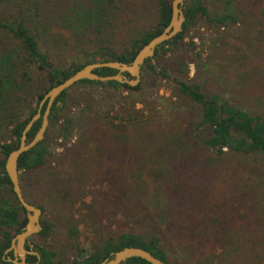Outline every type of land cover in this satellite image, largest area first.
<instances>
[{"label":"trees","instance_id":"1","mask_svg":"<svg viewBox=\"0 0 264 264\" xmlns=\"http://www.w3.org/2000/svg\"><path fill=\"white\" fill-rule=\"evenodd\" d=\"M172 1L155 0L153 21L143 27L132 26L127 36L119 38L116 25L120 13H137L141 16L147 13L145 1L0 0V264H14L5 259L8 257L5 251L28 221L26 210L18 201L6 173L5 162L9 153L19 147L23 129L37 112L41 98L53 86L88 63L110 60L132 62L139 50L171 22ZM262 3L258 0H245V7L239 10L234 6V0H226L221 10L214 11L206 0H187L186 20L181 32L161 44L155 56L161 58L168 52L167 49L178 45L201 19L219 30L231 25H242L243 30L247 28L246 32L252 37L245 50H256L254 40L258 41L259 50H264ZM53 29H56L55 34L60 39L65 40V45L74 48L70 50L72 53L65 57L56 56L55 60L49 53L51 49L46 37L47 31L54 33ZM165 46L168 48L164 49ZM246 52L249 57V51ZM153 59L146 60L142 71L165 76V71ZM183 66L187 65L182 63L179 68L182 73L186 71ZM33 67L43 72L46 82L41 88L34 87L31 74ZM253 67L252 64V80L240 90L242 100L234 96L237 92L235 88L224 95L207 93L199 82L173 78L175 93L184 98L194 111H179L182 120L179 126L188 132L183 134L179 126L172 127L168 137L174 151L163 155L167 159L176 156V160L183 166H171L172 172L165 174L170 166L160 168L146 164L147 160L142 163L139 160L141 156L142 159L147 157L138 155L140 142L136 143L135 139L128 136L131 140L126 144L127 179L119 173L117 167L103 176L110 177L107 198L112 199L113 192H117L120 195L116 194V198H122L128 203L131 221L128 227L112 230L105 226L99 215H95L86 223L91 233L84 235L80 228L81 217H73L75 215L70 211L65 220L66 231L61 233L57 230L58 222L66 218V215L55 214L42 217L43 229L39 235L48 238L57 231L58 237L63 236L67 242L65 247H70L74 253L69 264H97L126 246L143 247L168 264L264 263V214L256 215V228L246 229L248 220L252 221L247 210L241 212L237 219L239 207L235 211L224 210L217 205V200H214L215 205L209 203L207 196L211 193L208 189L204 191L208 178L204 176L208 172H217L221 161H231L223 156L240 157L237 163L247 171L256 170V166L251 164L252 159L264 160V76ZM95 71L102 75L118 72L111 67L97 68ZM232 78L235 79L236 74ZM120 86L136 90L141 84L131 86L118 81L83 79L63 92L52 107L50 124L59 123L63 119L66 131L72 130L75 125L79 133L76 149L85 153L95 169L104 164L102 156L110 151L109 146L114 145L116 137L112 128L144 122L145 114L139 116L141 110L127 102L121 105L122 115L119 112L112 115L111 110L92 107L95 101L93 89ZM73 92H76V104L79 106L76 112L68 104ZM252 93L256 95L252 97ZM115 119L119 121L116 123ZM41 123L42 118L34 123L28 132V140L35 136ZM198 146L206 148L208 155L205 158L202 157L205 153L198 150ZM93 152L97 156L94 157ZM50 153L49 144L44 138L37 146L23 153L18 164L19 170L24 173H37L42 201L48 196L60 195L62 190L59 185L63 172L62 162L54 165ZM197 157L206 159L207 163L204 166L197 164L194 161ZM163 162L158 161V164ZM45 167L49 175L46 181L48 192L42 175ZM194 174L200 182H205L198 186L201 192L197 194L194 193L193 184H189L192 179L196 182ZM89 185L91 187L94 184ZM82 199L83 196L76 201ZM38 206L43 212L47 211L45 205ZM34 249L41 253L40 264H57L62 251L38 244L34 245ZM10 255L13 257L12 252ZM28 260L35 261L37 257L28 255ZM122 264L151 263L133 257Z\"/></svg>","mask_w":264,"mask_h":264},{"label":"rangeland","instance_id":"2","mask_svg":"<svg viewBox=\"0 0 264 264\" xmlns=\"http://www.w3.org/2000/svg\"><path fill=\"white\" fill-rule=\"evenodd\" d=\"M141 1H145L144 4L148 6L147 13L141 16L137 13L136 15H125L126 13L121 15L120 13L116 25L119 28L117 37L127 36L132 26L138 27L141 25L143 27L153 21L155 14L153 3L155 0ZM225 1L206 0V3L211 9L216 11L224 7ZM258 1H262V7H264V0ZM234 6L239 8V10L244 8L245 0H234ZM261 8L259 11L262 10ZM246 29L243 30L242 25L237 24L228 28L223 27L219 30L206 20L201 19L184 35L178 45L172 46L170 49H167V45L164 49H167L168 52L163 57H154V62L165 71V76L143 70L139 89L131 90L123 86L118 88L97 87L93 89L92 93L95 97L93 108L111 110L110 114L112 115L117 114V112L122 115L121 105L127 102L134 105L139 111L141 110L138 112L139 116L143 113L145 114L143 117L144 122L138 125L132 123L125 127L117 126L112 128L116 137L114 145L109 146L110 151L102 156L104 164L98 169H95L94 166L92 167L91 161L86 158L85 153L76 149L78 148L76 142L79 133L75 125L72 130L66 131L62 123L63 119L59 123L49 124L45 138L49 144L52 156L50 160L54 165L59 161L62 162L61 170L63 172L59 183L62 188L61 194L55 197L48 196L42 201L40 199L42 190L39 188L36 178L37 173H24L21 170V186L25 198L35 205L43 204L46 206L47 211L43 212L42 217H51L55 214L66 215V218L58 222L57 230L58 232L61 231V233L66 231L65 220L69 217L70 211L75 215L73 217H81L80 228L84 235L89 234L91 231L86 223L88 224L89 218L95 215H99L105 226L112 230H122L128 227L131 224L128 203L122 198H116V194L120 195L117 192H113L112 199L107 198L110 177L108 175L103 176L111 172L113 167L114 169L117 167V169H120L119 173L122 176L128 177L126 169L128 147L126 144L128 145L131 140L128 139V136L135 139L136 143L140 142L139 151H137L140 154L138 155H144L148 158L142 159L141 156L139 160L142 163L147 160L146 164H154L160 168L170 166L165 174L172 172L171 166L176 164L180 167L183 166L181 162L176 160V156L167 159L163 155V153L167 154L170 151H174L168 136L172 132V127L179 126L182 123L179 111L184 109L194 111L184 98H180L175 93L173 78L177 77L182 80L199 82L207 93L216 92L224 95L230 89L235 88L237 92L234 96L236 98L240 97L242 100L243 96L240 95V90L252 80L250 76L252 64L254 65V70L264 76V50H259L260 45L255 40L256 50H245L249 47V43L252 40L251 34L247 33ZM53 30L54 33L47 31L46 37L47 44H49L51 49L49 53L55 60L54 57L56 56L65 57L72 53L70 50H74V48L65 45V40L60 39L55 34L56 29ZM62 32L65 31L62 30ZM246 51H249V57ZM182 63L187 65L186 67L183 66L186 69L184 73L179 71ZM42 73L36 67L32 68L31 74L34 77V87L41 88L43 83L46 82ZM234 74H236L235 79L232 78ZM232 80L235 82L230 84ZM239 85H241L240 88ZM254 95L256 94L252 93L251 96L253 97ZM249 98L250 96H248ZM76 99V92H73L71 99L68 100L69 107H72L74 112L79 108L76 104ZM118 121V119H115L116 123ZM180 129L183 134L188 132L181 127ZM66 135L68 137H65ZM118 145L123 147H118ZM197 149L205 153L202 154L203 158L208 155L205 147L198 146ZM158 153L160 155L157 156ZM93 155L95 157L97 153L93 152ZM202 157H197L194 161L204 166L207 161ZM223 158L231 161H221V167L217 172L213 174L208 172L204 176V178H211L210 180L207 178L206 186H204V191L206 192V189H208L211 193L207 198L213 200L210 201L208 199V202L215 205L214 200H217V205L224 210L235 211L239 207L237 219L240 218L241 212L247 210L252 221L248 220L247 224L249 225H246L245 228L253 230L256 228V223H254L257 221L256 215L264 214V160L252 159L251 164L256 166V170L247 171L237 163L240 157L223 156ZM158 161L164 162L158 164ZM42 175L45 182V190L48 192L46 181L49 175L47 167L42 170ZM194 177L197 178L196 182L192 179L191 181L189 180V184H193L194 193L197 194L201 192L198 186L203 185L205 182H200L196 174H194ZM91 183L94 185L89 187ZM82 196L84 199L76 201ZM162 203H164L163 200ZM157 209L159 211L158 207ZM153 218L155 217L153 216ZM58 232L56 231L53 236L48 238L37 233L31 236L29 241L34 245L38 244L62 250L58 256L57 264H69V260L74 253L70 247H65L67 242L64 241L63 236L60 235L58 237Z\"/></svg>","mask_w":264,"mask_h":264},{"label":"water","instance_id":"3","mask_svg":"<svg viewBox=\"0 0 264 264\" xmlns=\"http://www.w3.org/2000/svg\"><path fill=\"white\" fill-rule=\"evenodd\" d=\"M187 0L172 1V18L169 25L157 36L152 38L137 53L132 62H124L120 60H110L105 62H91L79 69L73 75L65 79L63 82L53 86L41 98L37 112L32 116L31 120L24 127L20 145L9 153L5 162V170L9 176L13 190L20 204L24 207L27 214V223L22 231L17 233L11 242V246L5 251L14 252L15 256H8L6 260L14 264H40L41 253L34 249V244L29 240L31 236L39 233L43 229L42 214L43 209L29 202L22 191L20 181V170L18 167L20 156L37 146L46 136L48 126L50 124V114L52 107L57 98L65 91L73 87L77 82L83 79L97 80L102 82L118 81L127 83L131 86H138L142 80V68L148 58H154L158 47L166 41L177 36L186 20L185 4ZM102 67H111L117 69L116 74L102 75L95 70ZM45 107V110L43 108ZM42 118V123L35 136L28 140V132L34 123ZM29 246V247H27ZM28 255H35L37 260H28ZM140 257L151 264H168L162 258L156 256L151 251L139 246H126L112 253L111 257L104 259L97 264H122L129 258Z\"/></svg>","mask_w":264,"mask_h":264},{"label":"flooded vegetation","instance_id":"4","mask_svg":"<svg viewBox=\"0 0 264 264\" xmlns=\"http://www.w3.org/2000/svg\"><path fill=\"white\" fill-rule=\"evenodd\" d=\"M11 252L13 253V257H14V256H15L14 252H13V251H11ZM8 256H11V255H10V252L8 253Z\"/></svg>","mask_w":264,"mask_h":264}]
</instances>
